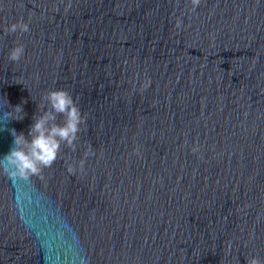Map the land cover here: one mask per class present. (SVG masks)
<instances>
[{
	"label": "water",
	"instance_id": "water-1",
	"mask_svg": "<svg viewBox=\"0 0 264 264\" xmlns=\"http://www.w3.org/2000/svg\"><path fill=\"white\" fill-rule=\"evenodd\" d=\"M18 21L30 30L5 31ZM59 89L85 116L75 151L10 175L11 130L27 137ZM17 105L22 120L6 116ZM253 257L264 264V0H0V264Z\"/></svg>",
	"mask_w": 264,
	"mask_h": 264
},
{
	"label": "clouds",
	"instance_id": "clouds-1",
	"mask_svg": "<svg viewBox=\"0 0 264 264\" xmlns=\"http://www.w3.org/2000/svg\"><path fill=\"white\" fill-rule=\"evenodd\" d=\"M201 0H191L193 10L200 4ZM67 10V9H66ZM182 21L176 20V27L181 26ZM29 25L22 21L11 24L5 29L8 33L28 32ZM24 54V46L19 44L13 47L9 53V60L18 62ZM39 116H33V123L30 125L27 137L23 132L17 133L15 129L11 130L13 136V147L10 152L4 156L7 162L5 170L12 176L29 178L31 176H40L44 168L51 167L57 160L61 151V145L76 149L78 133L81 131V125L85 123V116L82 115L80 108L72 95L63 89L50 90L43 95L39 108H45ZM24 112L21 105L14 107L13 112L6 113V116L14 120H22ZM64 117L63 123H57V116ZM193 152L198 151L193 147ZM92 147L84 152V157L94 155ZM84 159L79 161L78 167L83 171ZM11 169V170H10ZM69 173H74L76 168L72 164L67 166ZM247 264H261V260L253 257L247 261Z\"/></svg>",
	"mask_w": 264,
	"mask_h": 264
}]
</instances>
